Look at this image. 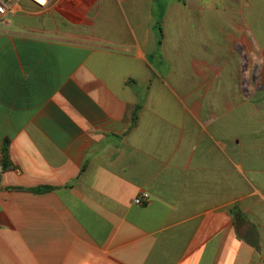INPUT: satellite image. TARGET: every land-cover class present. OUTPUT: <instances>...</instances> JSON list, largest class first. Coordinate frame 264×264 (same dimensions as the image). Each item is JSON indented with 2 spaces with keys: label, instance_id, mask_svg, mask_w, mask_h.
Listing matches in <instances>:
<instances>
[{
  "label": "crops",
  "instance_id": "obj_1",
  "mask_svg": "<svg viewBox=\"0 0 264 264\" xmlns=\"http://www.w3.org/2000/svg\"><path fill=\"white\" fill-rule=\"evenodd\" d=\"M53 2L0 18V264H264V0Z\"/></svg>",
  "mask_w": 264,
  "mask_h": 264
},
{
  "label": "built area",
  "instance_id": "obj_2",
  "mask_svg": "<svg viewBox=\"0 0 264 264\" xmlns=\"http://www.w3.org/2000/svg\"><path fill=\"white\" fill-rule=\"evenodd\" d=\"M23 0H0V18L10 19L12 18L20 9ZM34 3L40 8H45L49 4L50 0H28ZM150 202V195L148 193H143L135 199V204L145 205Z\"/></svg>",
  "mask_w": 264,
  "mask_h": 264
},
{
  "label": "rangeland",
  "instance_id": "obj_3",
  "mask_svg": "<svg viewBox=\"0 0 264 264\" xmlns=\"http://www.w3.org/2000/svg\"><path fill=\"white\" fill-rule=\"evenodd\" d=\"M50 2L52 4L54 3L53 0H50ZM259 30L262 31V29H259ZM236 37L237 36L233 35V43H232L233 51L238 52V50H239V52H241L242 55H244L246 52L248 54V59L246 61H245V59H243V61H242L243 67H245V68L255 67V63H256L255 58H254L255 45L250 44V43H248L247 45H244V44L239 45L238 43L235 42ZM218 40L219 39H217L216 41L218 42ZM245 64L247 67L245 66ZM252 80L253 79H251V82H250L251 84H252ZM254 90H256V87L254 88L253 86H251V90L248 92L249 98L253 95Z\"/></svg>",
  "mask_w": 264,
  "mask_h": 264
},
{
  "label": "trees",
  "instance_id": "obj_4",
  "mask_svg": "<svg viewBox=\"0 0 264 264\" xmlns=\"http://www.w3.org/2000/svg\"><path fill=\"white\" fill-rule=\"evenodd\" d=\"M181 2H185L186 0H179ZM132 83L134 82H129V84L132 85ZM135 84V83H134ZM142 108V104H138L135 108V111L133 112L132 114V123L130 125V129L136 124L137 120H138V112L141 110ZM9 142L6 141L5 143V147H4V151H3V156H4V159H3V165H4V169L8 168L9 166ZM51 188H43V189H36L35 192L37 193H41V192H44V191H49Z\"/></svg>",
  "mask_w": 264,
  "mask_h": 264
}]
</instances>
